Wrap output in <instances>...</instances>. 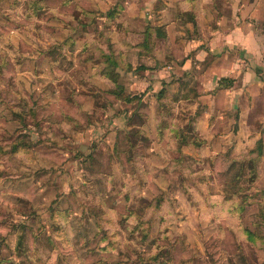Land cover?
Segmentation results:
<instances>
[{
  "label": "rangeland",
  "instance_id": "1",
  "mask_svg": "<svg viewBox=\"0 0 264 264\" xmlns=\"http://www.w3.org/2000/svg\"><path fill=\"white\" fill-rule=\"evenodd\" d=\"M49 6V0H0V264H264V202L252 188L258 174L253 149L237 164L219 160L218 167L211 157L189 161L192 156L176 152L172 169L144 174V166L132 159L144 154L149 139L138 135L140 141L133 142L130 134L136 127L124 132L145 120L114 122L111 92L103 91L93 113L72 116L75 127L86 128L89 140L98 141L64 150L68 145L60 132L64 129L69 136L70 130L54 129L67 122L63 106L61 100L41 101L36 79L48 63L47 58H34L33 52L40 36L56 32L50 19L69 22L76 15L64 3L61 9ZM59 50L54 51L64 66ZM106 73L120 86L117 94L128 101L131 94L119 83V75L109 69ZM63 84L54 86L61 95ZM44 86L48 95L50 84ZM122 106L124 111L131 108L126 102ZM119 125L121 134H114L113 146L114 137L107 141L105 131ZM186 136L199 140L195 134ZM127 137L133 139L132 150ZM182 142L176 137L177 147ZM193 177L202 182L204 192L227 188L235 211L225 215L220 209L225 198L210 197L218 211L204 217L207 222L211 217L212 225L201 227L194 210L185 217L176 214V201L192 203L194 193L200 192ZM230 177L232 182L224 187ZM186 182L192 190L184 191Z\"/></svg>",
  "mask_w": 264,
  "mask_h": 264
},
{
  "label": "crops",
  "instance_id": "2",
  "mask_svg": "<svg viewBox=\"0 0 264 264\" xmlns=\"http://www.w3.org/2000/svg\"><path fill=\"white\" fill-rule=\"evenodd\" d=\"M49 3L54 10L61 9L64 3L73 17L76 15L69 22L67 18L50 19L48 23L56 32L40 36L42 45L39 43L33 52L34 58L40 62L47 58L48 63L42 73L39 70L36 79L37 89L42 92L41 101L61 100L63 106L61 114L67 122L56 124L54 129L59 131L60 126H67L70 130L69 136L64 129L60 132L66 137L61 140L68 145L64 150H70L72 144L82 149L83 144L98 141V138L89 140L86 128L75 127L72 116L93 113L94 102L102 99L100 94L111 92L114 122L125 118L145 120L127 126L124 133L136 127L132 132L141 130L149 139V144L143 146V163L149 173L176 166L172 153L178 152L180 145L176 146L174 132L197 135L198 141L188 137L181 150L193 157L189 161L204 157L217 160L214 167H218L219 160L232 164L256 148L258 142L262 143L252 188L257 192V200L264 202V0H49ZM150 27L156 31L154 34L148 33ZM64 42L67 46L60 45ZM95 42L100 45L94 46ZM59 49H63L64 66L59 65L61 59L55 52ZM108 69L119 75V83L123 82L125 91L131 94L128 99L131 102L117 94L120 86L109 78ZM61 81L65 83L62 95L54 87ZM47 82L48 95L44 86ZM123 102L131 105L128 111H124ZM120 127L105 128L107 141L121 132ZM115 142L117 137L113 146ZM193 178L200 192L194 193L192 203L176 201V214L185 217L194 210L201 227L212 225V218L208 217L207 222L204 216L217 213V204L210 200L215 197L225 198V204L220 206L225 215L235 211L232 199L226 200L231 196L227 188L204 192L202 182ZM226 180L224 187L233 178ZM186 183L184 191L192 190L191 184ZM213 183L217 181L212 180ZM238 208L241 212L244 206Z\"/></svg>",
  "mask_w": 264,
  "mask_h": 264
},
{
  "label": "trees",
  "instance_id": "3",
  "mask_svg": "<svg viewBox=\"0 0 264 264\" xmlns=\"http://www.w3.org/2000/svg\"><path fill=\"white\" fill-rule=\"evenodd\" d=\"M149 31H150V33L152 34V32H153V29H151V27H150V29H148V33H149ZM108 61H110L111 62V58H109L108 59ZM128 102H131V101H128ZM130 135H133V137L136 139V141H134L133 139V142H139L140 141V138H142V137H140V136H144V134L142 133V131L141 130H136V131H134V132H132V134H130ZM137 135V136H136ZM138 135H139V137H138ZM182 135V136H181ZM173 136L176 138V137H179L180 136V138H182L183 139V142L182 143H180V149L178 150V152H180V153H183V155H187V154H185L182 150H181V147H182V145L185 143V141H186V137H185V135L184 134H180V133H176V132H174V134H173ZM132 137V136H131ZM129 139V137H127V144L129 145V148H131L130 150H132V149H134L135 148V146H133L132 144H131V141L132 140H128ZM139 140V141H138ZM130 142V143H129ZM17 149V145H14V150H16ZM262 152H263V146H262V143H260L256 148H254L252 151H251V153L252 154H255L256 156H257V159H256V161H255V166H256V171H258V163H259V160H260V157H261V155H262ZM250 153V152H249ZM144 157H145V155L143 154V155H141V156H134L133 157V159H132V163H135V164H139V165H142V167L144 166V163H143V159H144ZM243 157H241L240 159H238V160H236V161H233V163L234 164H237V161L238 162H240L241 161V159H242ZM139 161V162H138ZM249 165H253L254 166V161H252L251 159H250V163H249ZM144 168V170H143V172H144V174L146 173V171H147V169H145V167H143ZM253 169V168H252ZM148 172V171H147ZM187 181V180H186ZM182 183V182H181ZM185 183V182H184ZM183 184V183H182ZM185 185V184H184ZM229 199H232V196H229Z\"/></svg>",
  "mask_w": 264,
  "mask_h": 264
}]
</instances>
